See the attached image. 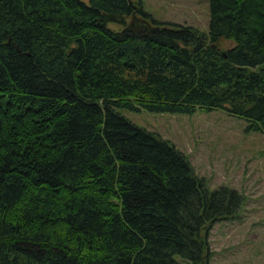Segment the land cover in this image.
Returning <instances> with one entry per match:
<instances>
[{
    "label": "trees",
    "instance_id": "1",
    "mask_svg": "<svg viewBox=\"0 0 264 264\" xmlns=\"http://www.w3.org/2000/svg\"><path fill=\"white\" fill-rule=\"evenodd\" d=\"M207 6L203 30L145 27L139 0H0V264H207L242 194L120 111L219 107L264 132V0Z\"/></svg>",
    "mask_w": 264,
    "mask_h": 264
},
{
    "label": "rangeland",
    "instance_id": "2",
    "mask_svg": "<svg viewBox=\"0 0 264 264\" xmlns=\"http://www.w3.org/2000/svg\"><path fill=\"white\" fill-rule=\"evenodd\" d=\"M139 1L148 12L145 27L151 26L152 16L206 29L207 0ZM128 20L139 22L136 16H128ZM230 44L228 38L221 40L223 47ZM120 111L185 152L194 171L205 177L209 188L226 183L242 194L235 215L215 219L207 226L211 250L207 264H264V132L245 128L243 117L219 107L196 108L191 112L144 108ZM177 259V264H192L178 255Z\"/></svg>",
    "mask_w": 264,
    "mask_h": 264
}]
</instances>
